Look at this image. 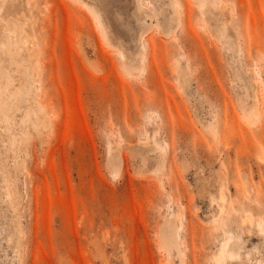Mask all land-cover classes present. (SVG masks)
<instances>
[{
    "label": "rangeland",
    "instance_id": "rangeland-1",
    "mask_svg": "<svg viewBox=\"0 0 264 264\" xmlns=\"http://www.w3.org/2000/svg\"><path fill=\"white\" fill-rule=\"evenodd\" d=\"M142 2L0 0V264H264V0Z\"/></svg>",
    "mask_w": 264,
    "mask_h": 264
},
{
    "label": "bare ground",
    "instance_id": "bare-ground-1",
    "mask_svg": "<svg viewBox=\"0 0 264 264\" xmlns=\"http://www.w3.org/2000/svg\"><path fill=\"white\" fill-rule=\"evenodd\" d=\"M216 1L217 0H199L201 6L204 7V8L208 7L211 4L215 5V7H217L218 5H217ZM137 2H138V6H139L138 8H140L139 10L142 11L144 6H146V5L143 4L142 0H137ZM100 22H101V20H100ZM13 31L10 33V36H9V38H11L10 45L4 44V46H6L10 51L12 50V46H15L16 50H15V52L13 54H15V56H17V55H19L20 47H19V44H18V40L17 39L15 40V38H14ZM105 35L106 34L104 33V37L106 38ZM145 46H146V44H145ZM1 76H5V75L0 73V77ZM19 88H20V86L18 84H16L15 79L11 75H8L5 80H0V120L2 122H4V124H6L7 128L9 127V124L15 119L13 117V115H11L8 111L10 110V108L12 106L10 104V102L12 103L18 97L19 90H20ZM4 90H7L6 95H4ZM250 110L251 111L249 113L245 114L246 119L248 121H250V122L255 121L254 118L256 116H258V117L259 116H264V110L261 108V104H260L259 100L257 99V97L255 98V101H254V104L252 106V109H250ZM34 115H36L37 117L40 116V114H39V112L37 110L35 112L30 111V110L27 111L25 113V117L23 118V121H25V122L26 121H31ZM48 119H44L46 125H47L48 122H50V120H48ZM147 137L150 138L152 136H147ZM13 138L16 139L17 136L14 135ZM153 138L150 139L149 141H151V140L153 141ZM154 141H155V138H154ZM147 142L148 141H146V143ZM144 143H145V141H144ZM154 143H155V145H158V144H156V142H154ZM147 144H149V142ZM158 146L160 147V145H158ZM163 151H165V150H163ZM111 153H112V151H111ZM7 194H8V197L12 200L13 195H14L12 189L8 188ZM177 216H178V214H177ZM177 216H176V214H172L171 217L166 218V220L164 221V223H163V225L161 227L160 238H161V241H162L163 245L166 248H168L170 252H171L172 247H174V246L177 247L178 254L181 257V260L183 261L184 252L181 249V245H180V242H179V237H180L179 228H180V225H179ZM260 226H261V228H263V224L262 223H260ZM231 240H232V238H231ZM236 243L237 242H232V241H229L228 243H226L223 246V248H222V253H219V254L215 255V261L218 264H223V262H224V260H225V258L227 256L231 255L230 257H233V255H235L237 253L236 246H235ZM172 257H170L165 262V264H176L174 262V259H173L174 257L173 258Z\"/></svg>",
    "mask_w": 264,
    "mask_h": 264
}]
</instances>
